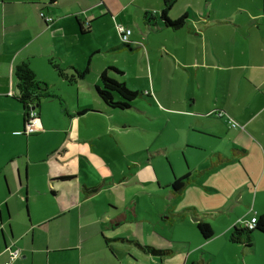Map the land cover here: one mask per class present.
<instances>
[{
  "label": "crops",
  "instance_id": "1",
  "mask_svg": "<svg viewBox=\"0 0 264 264\" xmlns=\"http://www.w3.org/2000/svg\"><path fill=\"white\" fill-rule=\"evenodd\" d=\"M161 9L162 0H0V264L11 248L20 249L15 264H264V233L254 232L252 248L229 240L234 226L264 215V0H178L169 17L187 15L179 30L148 25L146 13ZM118 25L131 29L133 50L120 49ZM104 51L141 57L151 89L128 110L112 109L98 95L101 74L121 69L113 59L93 58ZM50 60L67 74L88 72L68 84ZM22 63L51 95L35 109L41 128L30 136L16 134L25 126L16 98L15 70ZM121 72L108 75L133 90L118 78ZM133 128L143 135L132 136L131 145L113 141ZM193 135L210 143L203 146ZM185 148L210 151L206 161L192 158L185 172L194 175L190 184L201 181L211 191L237 186L230 203H143L142 212L141 203H118L127 196L120 183L134 177L140 195L170 192L174 178L166 177L163 160ZM222 173L218 183L205 180ZM12 184L25 195L29 220L14 217ZM94 187L95 193L85 191ZM102 187L111 195L99 202L93 196ZM37 197L57 203H44L35 222L28 203ZM196 217L211 225L210 240L200 235ZM51 222L61 225L37 232V225ZM134 243L170 253L151 256Z\"/></svg>",
  "mask_w": 264,
  "mask_h": 264
},
{
  "label": "trees",
  "instance_id": "2",
  "mask_svg": "<svg viewBox=\"0 0 264 264\" xmlns=\"http://www.w3.org/2000/svg\"><path fill=\"white\" fill-rule=\"evenodd\" d=\"M211 1V0H208ZM178 0H162V9L160 12H148L146 13L145 20L148 25L159 27V23L163 25V27L170 28L172 30H179L185 27L187 22V15H183L182 17L172 20L169 17L170 11L176 5ZM44 18V17H43ZM120 36V35H119ZM130 44V43H129ZM129 44L122 43L120 47L121 50L128 49L133 50ZM50 65L57 73V75L66 81L68 84H74L79 80L83 79L87 74L88 69L83 71L74 70L72 74H67L64 69H62L56 62L50 60ZM108 70L122 73L115 67H109L106 69L100 76L101 79V88H97L98 95L102 99V101L110 108L117 110H128L132 103L140 96H148V94H144L141 92L130 90L124 83H121L108 75ZM15 75L17 79V100L22 104L23 109V117L24 124H27L30 120V113L33 108L39 106L41 104V100L44 98L51 97L48 92V87L45 83H42L37 80L34 71L30 68L27 63H22L16 67ZM218 118H222V116H218ZM232 127V126H231ZM228 160V159H227ZM69 177H61L60 180H66ZM194 180V175L187 173L184 176L174 178L171 184L169 185L170 193L174 198H177L183 194L188 185ZM86 192L89 194L95 193L98 191L97 188H86ZM195 216L194 210H190ZM255 217V216H254ZM253 217V218H254ZM257 218V217H255ZM251 221V220H250ZM243 222L239 226H234L230 235L229 240L233 244H241L246 248H252L254 245V232L259 231L264 233V215H261L257 218V222L253 225L252 228L249 226V222ZM196 227L204 240H210L214 236L213 229L211 225L201 218L196 217L194 219ZM107 248L114 252V249L110 246L109 239H106ZM117 242H129L123 238H117ZM134 245L139 248L142 252L156 257H164L167 256L170 251L156 249L152 246L148 245H140L138 243H134ZM7 262V261H6ZM193 264H206L204 262H195Z\"/></svg>",
  "mask_w": 264,
  "mask_h": 264
},
{
  "label": "rangeland",
  "instance_id": "3",
  "mask_svg": "<svg viewBox=\"0 0 264 264\" xmlns=\"http://www.w3.org/2000/svg\"><path fill=\"white\" fill-rule=\"evenodd\" d=\"M246 2V1H243ZM91 39H94V36H91ZM94 43H97L96 41ZM119 45H122V40L121 38H119L118 41ZM93 58H96L100 61H104L107 59H113L115 63L118 64V66L121 68L120 70L125 72V76H118V78L120 80H122L124 77L127 79L128 85L132 88H134V91H139L141 93H145L146 89L150 90L151 89V82L149 79H144L142 77V67H143V63H141V57L139 56L138 59V55L136 54H132V53H109V52H103L102 54H92ZM104 64V63H103ZM123 69V70H122ZM121 83H123V81H120ZM144 88V90H143ZM130 89V88H129ZM132 90V89H131ZM143 90V91H142ZM147 94V93H146ZM137 101H140L139 99ZM141 103L144 105V103L141 101ZM26 126V124H25ZM24 126V128H25ZM238 126V125H237ZM154 131V129L152 130ZM168 131H173V130H168ZM137 135V137L140 135L142 136L143 133L141 131L136 132L133 128V130H123L120 133H117L114 135L113 137V141L116 140H121L123 141L125 144L127 145H131V140H132V136ZM153 132L151 134V137L153 138ZM30 136V135H27ZM148 137V136H147ZM193 137L197 140H199L200 144H202L203 146H208V142L210 143V141H207V137L203 136V135H197ZM120 141V142H121ZM153 141V140H152ZM162 141L165 144H170L167 140V138H162ZM161 141V144H162ZM36 146H41V142L37 141L36 142ZM172 146V145H171ZM121 149V148H120ZM184 153H181L180 155L177 154H172V156L175 155V158L173 157L172 159H164L163 160V164L165 165V175L167 178H169V180H172L173 178H179L181 176H184L185 172L188 171L189 166H191L192 164H194V160H192L193 157H198L197 158V163H200L202 161H206L207 158L210 155V151L209 149H204L203 151L200 152H194L189 148H185L184 149ZM101 152L104 153V149L103 147H101ZM170 161L171 164L168 162ZM122 161L119 163V168L122 169ZM127 172V168L124 169ZM183 174V175H181ZM206 175V174H205ZM224 174H214V175H208L205 176V180L207 181H216L217 183L221 180L224 179ZM134 181H122V183H120L122 186H124V188L127 187V196L126 199L124 200L121 199L118 203H120L121 205H123V203H127L126 207L127 208L130 204L129 203H141L140 205H137V208L139 210V212H142V210L144 208H146V206L143 203H230L229 201V195L232 196L233 192L237 189V186H233V187H229L227 189L224 188V186H219V188L217 189V191H211V190H207L205 188L202 187L201 181H195L194 183L188 185V187L185 189V191L183 192V194L177 198H173L170 195L169 189L162 191L159 197H150V196H144V195H140L137 193V190L134 188L135 186L132 185L133 182H137V177ZM240 179V177L236 176L235 180ZM201 180V178H200ZM14 184L11 185L12 188V192L10 194V201L9 203L11 204L14 213H17L15 216H19V218L24 219L25 217L27 218V213H26V205L24 204V198L25 195L23 197V199L21 198V196L19 194H17L15 192L14 189ZM154 189L157 190V186H152ZM108 189L107 187H102L100 192H98L96 195H94L93 197L96 198L97 201L102 202L105 200L109 199V195H111V193L107 192ZM5 197L6 195L3 194ZM3 195L2 198H3ZM139 198L137 200L139 201H134L132 202L131 198L134 197L135 198ZM139 196V197H137ZM9 198V197H6ZM44 203H57V201H54L52 199H48L45 201H42V199L40 197L35 198V200L33 199L31 202L29 201V208H30V204H31V210H32V216L34 221H38L42 215H43V211L46 208V205H44ZM249 203H254V200H251ZM135 205V204H134ZM124 206V205H123ZM136 206V205H135ZM200 208H202L201 205H199ZM214 206V205H212ZM45 207V208H44ZM28 208V209H29ZM145 211H147V209H144ZM131 214L132 211H130ZM130 214V215H131ZM144 217L147 216L146 213L142 214ZM134 217V214L132 215ZM167 218V216H165ZM27 220H29L27 218ZM14 222L16 223V219H14ZM57 222H51L47 225H44L43 228L39 227V225H37L36 230L37 232L39 231H46V230H50V231H56L57 230V226L61 225L59 223L55 224ZM63 225V224H62ZM140 227V226H138ZM137 226H135V228L138 229ZM142 227V226H141ZM132 230V229H131ZM129 230V231H131ZM130 234V232H129ZM143 238V237H142ZM144 240V239H142ZM145 242V241H143Z\"/></svg>",
  "mask_w": 264,
  "mask_h": 264
},
{
  "label": "built area",
  "instance_id": "4",
  "mask_svg": "<svg viewBox=\"0 0 264 264\" xmlns=\"http://www.w3.org/2000/svg\"><path fill=\"white\" fill-rule=\"evenodd\" d=\"M50 20L51 19H46V21H50ZM117 30H118V33H119L120 38L122 40V43L129 44L130 43L129 38H130V35L132 34L131 29H129L123 25H118ZM217 114L220 117L222 116V113H217ZM229 123H230V126H232L234 128L237 127L236 123H233V122H229ZM40 128L41 127H40L39 115L35 109H32L31 113H30L29 122L26 124L25 128L22 131L17 132L16 134L17 135H33V134L38 133ZM256 222H257V218H255V217L252 218L251 221L249 222L250 228H252ZM19 257H20V249H18V248L12 249L11 248L9 250V260L7 262H5V264H15L14 261L16 259H18Z\"/></svg>",
  "mask_w": 264,
  "mask_h": 264
},
{
  "label": "water",
  "instance_id": "5",
  "mask_svg": "<svg viewBox=\"0 0 264 264\" xmlns=\"http://www.w3.org/2000/svg\"><path fill=\"white\" fill-rule=\"evenodd\" d=\"M37 108H39V106H36L35 108H33V109H37ZM0 222L2 223V218H1V215H0Z\"/></svg>",
  "mask_w": 264,
  "mask_h": 264
}]
</instances>
